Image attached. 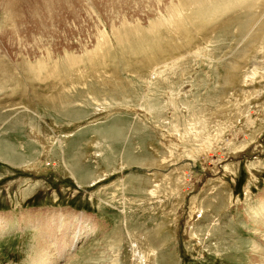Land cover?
I'll return each mask as SVG.
<instances>
[{
	"label": "rangeland",
	"instance_id": "rangeland-1",
	"mask_svg": "<svg viewBox=\"0 0 264 264\" xmlns=\"http://www.w3.org/2000/svg\"><path fill=\"white\" fill-rule=\"evenodd\" d=\"M0 264H264V0H0Z\"/></svg>",
	"mask_w": 264,
	"mask_h": 264
},
{
	"label": "bare ground",
	"instance_id": "bare-ground-1",
	"mask_svg": "<svg viewBox=\"0 0 264 264\" xmlns=\"http://www.w3.org/2000/svg\"><path fill=\"white\" fill-rule=\"evenodd\" d=\"M124 32L126 33H131L132 31L131 30H125ZM104 34V33H103ZM105 35V34H104ZM102 41L104 40V36L102 37ZM145 39L147 40L148 38L143 35H138L137 38L135 40H131V39H128L126 37L124 38H120L119 36H115L114 37V41H115V44L119 47V48H125V47H129L131 45H140L141 46H138L139 47H144L146 46V43L145 42ZM103 42H108L107 40L103 41ZM100 42H97L96 46L100 47ZM95 46V47H96ZM107 51L103 50V54H107V55H110V53H108V51H111V47H108L106 48ZM96 56V55H95ZM77 64V63H76ZM38 66H35L33 64H25L24 66V69L26 71V73H28L29 75H32V76H36L37 74H39L40 72H42V70L44 69H47V64L46 63H39L37 64ZM27 74V75H28ZM41 76V75H40ZM38 77V75L36 76ZM28 78V77H27ZM35 79V78H34Z\"/></svg>",
	"mask_w": 264,
	"mask_h": 264
}]
</instances>
